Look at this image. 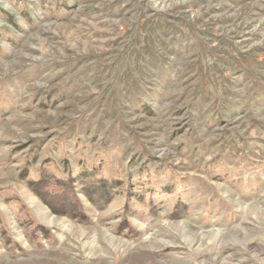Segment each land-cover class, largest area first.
Returning a JSON list of instances; mask_svg holds the SVG:
<instances>
[{
	"label": "rangeland",
	"instance_id": "rangeland-1",
	"mask_svg": "<svg viewBox=\"0 0 264 264\" xmlns=\"http://www.w3.org/2000/svg\"><path fill=\"white\" fill-rule=\"evenodd\" d=\"M0 264H264V0H0Z\"/></svg>",
	"mask_w": 264,
	"mask_h": 264
}]
</instances>
